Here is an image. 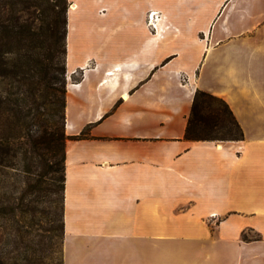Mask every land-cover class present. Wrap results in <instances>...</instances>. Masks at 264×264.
I'll return each instance as SVG.
<instances>
[{
  "label": "crops",
  "instance_id": "1",
  "mask_svg": "<svg viewBox=\"0 0 264 264\" xmlns=\"http://www.w3.org/2000/svg\"><path fill=\"white\" fill-rule=\"evenodd\" d=\"M68 4L63 264H264V0ZM197 90L242 141L184 139Z\"/></svg>",
  "mask_w": 264,
  "mask_h": 264
},
{
  "label": "trees",
  "instance_id": "2",
  "mask_svg": "<svg viewBox=\"0 0 264 264\" xmlns=\"http://www.w3.org/2000/svg\"><path fill=\"white\" fill-rule=\"evenodd\" d=\"M68 9V0H0V175L14 169L32 180L11 205L0 199V233L7 223L14 233L11 250L0 249V264H44L43 242L27 243L20 219L37 216L36 201L28 204L25 196L46 177L61 197L50 232L63 241L66 143L72 139L65 133ZM184 139L239 142L244 133L224 99L197 90Z\"/></svg>",
  "mask_w": 264,
  "mask_h": 264
},
{
  "label": "rangeland",
  "instance_id": "3",
  "mask_svg": "<svg viewBox=\"0 0 264 264\" xmlns=\"http://www.w3.org/2000/svg\"><path fill=\"white\" fill-rule=\"evenodd\" d=\"M153 15H150L151 21L153 20ZM32 179L36 180L34 178ZM0 181L3 187V190H0V199L3 197L11 205L14 199H18L21 196L22 189L25 188V182L32 180L30 177L21 173V171L13 169L4 171L3 175H0ZM37 184L39 190L25 196L26 203L28 204L32 205V201H36V205L38 206L37 216H33L32 212L23 214L20 219V226L23 228L27 243L43 242L45 246L44 264H51L52 262L54 264H61L62 241L58 239L54 232L52 234L50 232L53 226L57 228V222H55L57 221V212L59 211L58 213H61V197L57 192L58 185L53 186L47 177L37 182ZM256 224L257 226H264V218H256L254 225ZM10 226L12 227L11 223H7L5 226L7 230L4 231L3 235L0 233V239L6 241L5 244L0 245V249L3 251L11 250L13 245L14 233ZM28 233L29 235H27ZM29 257L31 258V255Z\"/></svg>",
  "mask_w": 264,
  "mask_h": 264
},
{
  "label": "built area",
  "instance_id": "4",
  "mask_svg": "<svg viewBox=\"0 0 264 264\" xmlns=\"http://www.w3.org/2000/svg\"><path fill=\"white\" fill-rule=\"evenodd\" d=\"M77 74V73H76Z\"/></svg>",
  "mask_w": 264,
  "mask_h": 264
}]
</instances>
